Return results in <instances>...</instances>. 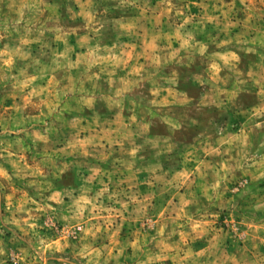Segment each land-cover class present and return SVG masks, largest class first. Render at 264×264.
I'll return each mask as SVG.
<instances>
[{"label":"crops","instance_id":"crops-1","mask_svg":"<svg viewBox=\"0 0 264 264\" xmlns=\"http://www.w3.org/2000/svg\"><path fill=\"white\" fill-rule=\"evenodd\" d=\"M128 19L113 18L112 29L117 31ZM235 24L226 22L209 41L172 43L168 62L169 45L157 19L139 26L140 32L132 30V36L128 31L118 42L102 46L107 55L94 65L98 72L109 73L96 75L98 89L75 93L78 108L63 122L67 132L55 151V168L49 162V109L27 112V119L11 127L0 123V135L18 132L12 145L0 139V183L4 179L6 185L3 189L0 184V264H10L8 254L15 251L18 264H144L152 257L169 264H195L209 260L217 248L219 259L242 260L243 246L208 227L210 216L228 205L227 191L219 189L217 203L212 199L218 189L208 186L201 194L194 183L216 175L227 178L224 149L234 145L236 157L242 159L244 143L239 138L245 137L253 148L259 131L264 132V31ZM96 46L92 41L79 52L97 55L101 47ZM245 54L246 74L237 78L228 73L227 67L236 69L238 56ZM192 57L206 60L205 67L195 65L189 74L185 67L173 68L189 65ZM165 66L175 73L165 75ZM248 87L253 88V99L245 103ZM203 146L210 153L204 158L199 151ZM248 154L252 160L260 157L253 149ZM200 194L205 199L209 195L211 202H199ZM206 208L209 213L202 211ZM190 210L199 212L188 214ZM45 218L69 227L81 225L78 239H32V229L44 225ZM143 219L151 222L154 237L140 229ZM172 221L197 226L192 228L196 234L187 232L194 250L165 247ZM245 223L246 237L260 231V240L250 244L262 249L264 218ZM16 226L20 233H15ZM199 237L202 247L196 244ZM152 239L161 240L156 243L162 248L148 247ZM255 252L245 257L254 259Z\"/></svg>","mask_w":264,"mask_h":264},{"label":"rangeland","instance_id":"rangeland-1","mask_svg":"<svg viewBox=\"0 0 264 264\" xmlns=\"http://www.w3.org/2000/svg\"><path fill=\"white\" fill-rule=\"evenodd\" d=\"M117 17L131 19L125 24H119L115 31L111 21ZM156 19L160 24L162 22L164 41L169 45V50L165 49V61L168 62L171 60L172 43L181 42L183 45L209 41V35L220 33L228 21L236 23V26L239 24L238 28L264 31V0H0V123L11 127L13 123H19L21 118L27 119V112L43 108L48 113L49 109L48 119L52 121V128L46 132L52 140L53 155L49 162L51 169L55 168L58 162V159L54 160L58 158L55 151L62 144L67 132L63 129V122L67 123L68 112H74L78 108L79 99L75 93L80 90L86 92L98 89L96 75L109 73L107 70L98 72L94 65L95 60L107 55L102 46L113 41L118 42L119 35L122 36L128 31H131L129 35L132 36V30L135 32L139 26L146 23L153 24ZM137 31L140 32V29ZM92 41L101 47L97 50V55L92 52L81 56L79 50L89 47ZM216 45L217 43L212 44L211 47L215 48ZM219 48L216 47L218 50ZM186 61L183 64H188ZM191 61L190 66H181V63L173 68L185 67L183 70L189 74L193 66L203 68L206 65V60L202 57H192ZM237 64L236 69L233 65L228 66L227 72L242 78L246 74V54L238 56ZM164 68L165 75L175 73L169 66ZM252 99L253 88L248 87L244 92V102L249 103ZM20 106L25 107L24 111L22 108L17 109ZM35 121H38L37 118ZM10 129L8 130L14 131ZM15 134L4 131V134L0 135L4 138L0 139L5 141V145H12L16 141L13 139ZM238 142L244 143L240 146L243 149L242 159L240 156L236 157L234 145L224 149L228 153L225 154L228 161L223 163L226 164L223 169L228 172L227 178L216 175L194 183L201 189V194L203 188L208 186L218 189L212 199L217 203L219 189L227 191L225 196L228 205L219 209L216 216H210L213 222L210 221L208 227L210 232L226 234V239L243 246L244 252L239 253L244 257L239 254L242 260H235L231 256L227 261L225 257L219 259L220 251L217 248L209 260H196L195 264H264V247L256 249L250 244L260 240V231L252 232L251 238L246 237L245 223L246 219L264 218V132L259 131L258 144L253 148L245 144V137L239 138ZM207 149L209 147L199 148L202 158L210 155ZM251 149L254 153L257 151L260 157H255L254 160L251 156L249 158L248 152ZM0 184L4 186L3 189L6 188L4 179ZM174 184L175 182L172 186ZM172 188L176 190L175 187ZM201 194L199 202H211L209 195H206L205 199ZM187 212L191 214L199 211ZM43 221L44 225L32 229L33 235H29L32 239L57 235L68 241H76L82 230L81 225L69 227L52 218H45ZM193 227L197 226H190L187 222H169V237L165 238L167 242L164 241L163 244L169 248L176 245L180 249L194 250L191 244H188L191 238L187 234L189 231L196 234L192 230ZM15 229V233H20L18 226ZM140 229L154 237L148 219L142 220ZM152 240L148 247L162 248L157 245L161 244V240ZM196 240V244L202 247L200 242H203V238ZM207 250L212 251L209 248ZM250 251H256L254 259L245 257V253ZM156 260L152 257L144 264H169L167 260ZM7 261L10 264H18L19 253H9ZM35 264H44V260Z\"/></svg>","mask_w":264,"mask_h":264}]
</instances>
